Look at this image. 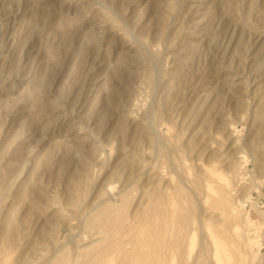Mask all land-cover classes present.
Returning a JSON list of instances; mask_svg holds the SVG:
<instances>
[{"label": "rangeland", "instance_id": "obj_1", "mask_svg": "<svg viewBox=\"0 0 264 264\" xmlns=\"http://www.w3.org/2000/svg\"><path fill=\"white\" fill-rule=\"evenodd\" d=\"M0 264H264V0H0Z\"/></svg>", "mask_w": 264, "mask_h": 264}, {"label": "bare ground", "instance_id": "obj_2", "mask_svg": "<svg viewBox=\"0 0 264 264\" xmlns=\"http://www.w3.org/2000/svg\"><path fill=\"white\" fill-rule=\"evenodd\" d=\"M177 77H178V76H177ZM138 127H139V126H138ZM217 175H218V174H217ZM213 177H214V175H213ZM218 177H222V176H219V175H218ZM222 179H223V178H222ZM204 180H205V179H204ZM217 180H218V179H217ZM222 182H223V181H221V183H222ZM223 183H224V182H223ZM227 183H228V182H227ZM228 184H229V183H228ZM223 186H224V184H223ZM206 187H208V186H206ZM208 188H209V187H208ZM208 188H207V189H208ZM209 192H210V191H209ZM204 193H205V192H204ZM168 204H170V202H169ZM172 204H173V201H172L171 205H172ZM248 234H249V233H248ZM251 239H252V238H251ZM251 239H248V238H247V239L245 240V243L249 244V243L251 242ZM214 246H215V245H214ZM215 248L219 250V249L221 248V246H220V248H218V247H215ZM216 249H215V251H216ZM221 250H222V249H221ZM221 250H220V251H221ZM220 251H218V252L220 253ZM218 252H217V253H218ZM221 254H222V253H221ZM219 255H220V254H219ZM221 256H222V255H221ZM220 258H221V257H220ZM141 260H143L142 257H141ZM221 260H222V259H221Z\"/></svg>", "mask_w": 264, "mask_h": 264}]
</instances>
